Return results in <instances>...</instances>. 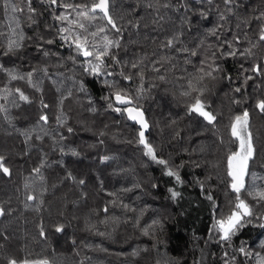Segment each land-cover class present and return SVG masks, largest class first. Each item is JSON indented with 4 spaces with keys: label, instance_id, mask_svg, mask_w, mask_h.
<instances>
[{
    "label": "trees",
    "instance_id": "obj_1",
    "mask_svg": "<svg viewBox=\"0 0 264 264\" xmlns=\"http://www.w3.org/2000/svg\"><path fill=\"white\" fill-rule=\"evenodd\" d=\"M13 6L23 11L13 12ZM62 12L64 8L43 0H0V65L19 75L33 72L41 89L0 71V155L11 170L10 176L0 173V264L9 258H47L50 264H259L264 202L241 193L252 215L230 241L220 240L212 226L235 204L227 156L236 143L228 126L245 109L255 148L246 188H264V114L255 107L257 99H264V75L250 70L253 64L264 69V42L258 39L264 0H114L111 12L122 31L108 26L105 34L120 39L121 47L112 50L120 63L107 59L109 67L99 76L86 73L84 58L60 39L58 29L68 25L53 17ZM213 28L215 35L209 31ZM20 33L25 37L21 47L5 54L9 39ZM168 39L174 40L171 48L163 46ZM225 41L232 43L236 56L221 58L222 51L231 50ZM245 49L252 55L239 54ZM213 52L220 71L215 78L198 80L200 69L211 71ZM121 72L132 79L124 80ZM246 76L253 78L245 83ZM106 81L127 92L142 110L149 125L146 140L181 183L169 180L165 166L144 155L137 142L140 126L113 110L125 106L114 102L115 89ZM189 81L204 90L201 99L216 114L215 127L188 114V105L200 95ZM15 88L29 102L20 101ZM5 90L11 92L7 100ZM102 157L108 159L101 162ZM37 167L39 174L33 171ZM169 189L179 195L173 199ZM29 193L37 199L28 201ZM59 224L64 227L58 233ZM241 247L250 255L241 253Z\"/></svg>",
    "mask_w": 264,
    "mask_h": 264
},
{
    "label": "snow or ice",
    "instance_id": "obj_2",
    "mask_svg": "<svg viewBox=\"0 0 264 264\" xmlns=\"http://www.w3.org/2000/svg\"><path fill=\"white\" fill-rule=\"evenodd\" d=\"M43 2L57 5L61 8L65 9V12L60 13L59 15H55L53 18L58 22H66L67 27H61L58 29L60 33V39L64 40L69 43L71 47H73L77 56H81L84 58V64L82 65L84 71L89 73L93 76L101 75L102 71L109 67L106 63L107 59H111L114 64H119L120 60L118 59L117 55L112 51L113 49H117L121 47L120 39H111L105 33L108 31V26L111 27L112 30H115L117 33L122 31L121 28L117 26L116 20L114 19L111 7L114 5V0H91L90 3L87 4H73V3H62L60 0H43ZM211 2V0H209ZM225 4L230 3V0H224ZM30 4V0H29ZM168 5H164L167 7ZM13 12L23 11L22 8L18 6L12 7ZM28 11L30 13H35V9L29 6ZM75 15H72V14ZM205 15L206 14H202ZM223 19V16L221 17ZM102 20L104 24H95L94 22ZM92 26L95 30H90L89 26ZM217 27H220L217 25ZM211 34L215 35L216 28L209 30ZM25 39L22 33L19 34L18 39H9L7 44V53L14 52L21 47V41ZM236 43H239L238 38H234ZM258 39L260 42H264V26H261L259 29V36ZM48 44L53 43V40H47ZM174 40L168 39L166 44L163 45L165 47L171 48L173 46ZM225 44L228 45V49L221 52V58L224 57H233L237 55V50L233 48L232 43L225 41ZM223 44L218 46V50L223 48ZM255 47V45H253ZM187 51V49H184ZM46 56L48 55L47 52L44 53ZM240 55H252L250 49H245L243 52L239 53ZM192 55H196L195 52H192ZM75 62V56L70 57ZM213 65H215L216 53H212ZM209 65L211 71L205 72L203 69L200 71L203 73L202 76L198 78V80H202L204 76L207 77H214V73L220 71L218 65ZM132 68L137 67V63L131 64ZM253 73L256 75H264V69H262L261 65L253 64L251 69ZM0 71H4L8 78L12 81L16 80H26L29 86L35 88L37 91H40L39 83L33 80V72H28L25 75H19L12 70L3 68L0 65ZM45 74H47V70L45 69ZM158 71V69H157ZM248 71V69H245ZM107 75H112L111 72L106 73ZM124 80H131V76L124 75L121 72ZM252 76L245 77V83L248 80H251ZM163 79V77H161ZM108 87L115 89L111 96L114 97V100L117 104L121 105H132L130 107H126L123 110L120 108H114L113 110L116 112H125L129 120L136 122L140 126V131L138 132V144L142 145L144 148V155L148 156L150 159L155 161L158 164L165 166V175L169 177H174L177 183H181V179L179 174L173 170L172 168L168 167V162L164 159H158L155 154L154 147L146 140L145 138V130L148 128V123L144 119L143 112L133 105V100L131 97L128 96L127 92L116 88L115 83H109ZM189 88L192 91H198L200 95H197L194 98V101L188 105V114L191 115L193 113L202 117L209 125H213L215 127V122L217 120L216 114L211 111H208L204 101L201 99L203 94V89H197L195 84L192 81H189ZM83 90V88H81ZM15 94L18 96L20 101L29 102V97L22 91L20 88H15ZM235 91L239 93L241 88H236ZM4 99L7 100L8 97L11 95V92L5 90ZM189 92H185L184 95H189ZM107 99V97H106ZM12 104H16V98L13 97L11 100ZM63 103V100H61ZM234 103H239V101H234ZM42 107L47 108L49 107L48 104H43ZM255 107L261 114H264V99H257L255 103ZM109 108H112V104H109ZM4 110L2 106H0V111ZM95 111V109H92ZM58 122L60 118L58 117ZM40 120L44 121L45 123L48 122V117L46 115H41ZM229 127V133L232 137L233 141L236 143V149L231 151L227 156V176L230 179L229 187L233 193H235V204L231 210V212L219 219H215L212 229L215 230L220 234V240L222 241H230L232 236L236 234V231L239 227H243V221L245 217H249L252 215V210L249 204L242 198L241 193L247 192L248 196H251L253 199L258 200L259 202H264V188H258L255 190H249L246 188L245 177L249 174V162L253 159L255 148L253 145V136L250 131V114L247 109H245L242 113L235 115L232 117ZM69 132H72L71 128H68ZM28 138V134L22 133ZM37 139H41L42 137L37 136ZM63 151V149L61 150ZM72 155H77L76 152H73ZM108 159V157H102L101 162H104ZM43 167V165H41ZM33 171L37 174L40 173L41 168L37 167L34 168ZM0 173H3L5 176L11 175L10 168L6 165V158L3 155H0ZM69 179L75 180V177L69 174ZM79 184L83 185L85 181L80 179ZM155 186V185H154ZM26 187H29L26 185ZM138 187V185H137ZM130 189H126L129 191ZM171 196L175 199L179 193L169 189ZM110 195H114L111 194ZM209 200H212V196L209 195L207 197ZM37 197L31 193L27 195L28 201H34ZM127 209L129 206L124 205ZM107 211V208L104 209ZM39 211V208H37ZM4 215V209L0 208V216ZM63 225L59 224L55 226L56 232L63 231ZM264 227V224L261 225ZM103 235V233H100ZM144 234H147V229L144 230ZM40 236H45V231L43 227H40ZM241 253L245 255H250L249 253L245 252V249L241 247L239 249ZM227 255V254H225ZM7 264H50L47 258H37V259H22L17 260L14 258H9ZM225 264H228V261H225ZM259 264H264V257L260 258Z\"/></svg>",
    "mask_w": 264,
    "mask_h": 264
},
{
    "label": "water",
    "instance_id": "obj_3",
    "mask_svg": "<svg viewBox=\"0 0 264 264\" xmlns=\"http://www.w3.org/2000/svg\"><path fill=\"white\" fill-rule=\"evenodd\" d=\"M114 98V97H113ZM114 102H115V100H114ZM116 103V102H115ZM117 104V103H116ZM117 105H121V104H117ZM134 105V104H133ZM121 106H125V108L126 107H130V106H132V105H121ZM135 106V105H134ZM136 107V106H135ZM138 108V107H137ZM140 109V108H139ZM141 110V109H140ZM142 111V110H141ZM125 113V112H124ZM125 116H126V118L128 119V117H127V114L125 113ZM129 120V119H128ZM130 122H133V123H136V122H134V121H132V120H129Z\"/></svg>",
    "mask_w": 264,
    "mask_h": 264
},
{
    "label": "rangeland",
    "instance_id": "obj_4",
    "mask_svg": "<svg viewBox=\"0 0 264 264\" xmlns=\"http://www.w3.org/2000/svg\"><path fill=\"white\" fill-rule=\"evenodd\" d=\"M167 177H168V176H167ZM168 179H169V180H171V179H172V180L174 181V178H172V177H168Z\"/></svg>",
    "mask_w": 264,
    "mask_h": 264
}]
</instances>
